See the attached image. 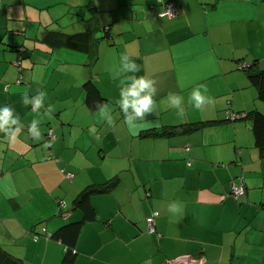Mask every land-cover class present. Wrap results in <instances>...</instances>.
Here are the masks:
<instances>
[{"label":"crops","instance_id":"1","mask_svg":"<svg viewBox=\"0 0 264 264\" xmlns=\"http://www.w3.org/2000/svg\"><path fill=\"white\" fill-rule=\"evenodd\" d=\"M86 1L0 0V106H11L22 125L14 140L0 132V247L21 264H58L64 245L50 236L81 217L72 205L81 190L108 185L89 195L94 218L81 225L72 264H167L185 255L202 264H264V151L244 119L264 114L244 70L264 69V0H92V14ZM168 3L178 13L160 16ZM45 30L107 36L91 60L41 43ZM124 55L138 72L117 75ZM131 75L154 79L157 89L153 111L133 129L116 103ZM87 78L111 108V124L101 104H85ZM199 86L212 103L196 109L188 100ZM38 90L43 104L25 106L22 97ZM169 94L183 97L182 116ZM33 119L39 141L29 132ZM193 122L211 123L151 135ZM232 182L242 183V196H232ZM173 201L181 204L176 214L168 211ZM152 214L158 236L147 231Z\"/></svg>","mask_w":264,"mask_h":264},{"label":"trees","instance_id":"2","mask_svg":"<svg viewBox=\"0 0 264 264\" xmlns=\"http://www.w3.org/2000/svg\"><path fill=\"white\" fill-rule=\"evenodd\" d=\"M90 14L95 12V6L93 1L87 0L83 6ZM92 19V16H90ZM107 36V34H105ZM106 36L94 37L93 32L81 31L76 33H66L63 31H43L40 41L46 44L50 48H67L81 52L90 53L89 58L95 60L96 53V43L99 39L105 38ZM13 49L18 51L19 54L25 51V46L20 42L16 44L14 42ZM24 43V42H23ZM19 46V47H18ZM20 67V62H14ZM247 77L251 84L257 88V97L264 102V69H257L254 67H244ZM21 77V76H20ZM17 84V83H16ZM19 84V83H18ZM82 88L85 92V104L94 109L98 105L104 103L106 100L98 90L96 84L87 78L82 84ZM230 112V111H229ZM232 113V112H230ZM235 113V112H234ZM227 118L231 116L226 115ZM238 119H243L240 116ZM244 119L249 120L251 125V131L254 137V144L259 150L264 151V114L254 110L250 111ZM231 120V119H228ZM233 121V120H232ZM211 122H193V123H183L178 125H164L158 128L151 129V135L154 137L160 136H176L187 134L210 124ZM108 188V185L104 187H92L89 186L81 190L73 201V207L81 211V217L76 221H71L61 225L55 233L50 237L60 241L64 245V251L62 258L58 264H72L75 257L74 244L79 235L81 225L85 221H89L94 218V211L89 203V195L95 192H103ZM0 264H21V261L6 252L0 247Z\"/></svg>","mask_w":264,"mask_h":264},{"label":"clouds","instance_id":"3","mask_svg":"<svg viewBox=\"0 0 264 264\" xmlns=\"http://www.w3.org/2000/svg\"><path fill=\"white\" fill-rule=\"evenodd\" d=\"M139 70V66L127 55H124L120 58V68L117 75L136 73ZM120 85L119 100L116 103L125 116V123L130 129H133L137 126L139 119H143L146 113L153 111L154 97L157 93L156 82L150 77L131 75L127 76L125 80H121ZM206 92L207 89L203 86L194 87L188 102L196 109L212 103L211 97L207 96ZM45 95L43 90H38L31 98L24 95L22 103L25 106L32 104L34 108H39L44 102ZM168 101L169 107L175 108L177 114L182 116L184 112L183 97L178 94H169ZM49 111H52L51 105H49ZM98 113L102 119H106L109 124L112 123L111 108L107 103L101 104ZM39 123V120L33 119L28 125L34 141H39L42 135L38 127ZM21 126L18 114L11 106H0V132L8 135L10 140H14ZM180 210L181 204L177 201H173L168 208V211L173 214L180 212Z\"/></svg>","mask_w":264,"mask_h":264},{"label":"built area","instance_id":"4","mask_svg":"<svg viewBox=\"0 0 264 264\" xmlns=\"http://www.w3.org/2000/svg\"><path fill=\"white\" fill-rule=\"evenodd\" d=\"M177 13H178L177 7L173 3H168V4H165L163 10L160 12V16L173 17ZM20 82H21L20 78L16 79L17 84ZM230 116H231V114H230ZM235 117H238V116L236 114H232V116L230 118L233 119ZM48 136L51 138L54 137V135L51 133V131H48ZM187 149L188 148H186V150ZM187 164L190 165V161H188ZM230 193L232 194V196L234 198H238L245 193V188L243 187L242 183L232 182L230 185ZM60 205H62V203ZM155 216H156L155 214H152L151 216H149L146 219L147 231L149 233H154L158 236L159 233L154 228L153 219ZM167 264H202V260L194 259V258H191L190 256L185 255V256H179L177 258L169 260V261H167Z\"/></svg>","mask_w":264,"mask_h":264}]
</instances>
